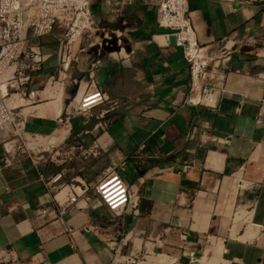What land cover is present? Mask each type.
Returning a JSON list of instances; mask_svg holds the SVG:
<instances>
[{
  "label": "crops",
  "instance_id": "1",
  "mask_svg": "<svg viewBox=\"0 0 264 264\" xmlns=\"http://www.w3.org/2000/svg\"><path fill=\"white\" fill-rule=\"evenodd\" d=\"M157 1L90 0L95 24L107 33L116 30L130 52L125 60L97 56L96 88L129 104L102 118L98 107L90 117L57 121L96 56L89 40L77 50L74 44L65 78L55 82L59 101L45 83L57 73L59 36L30 39L43 61L30 75L29 96L19 102L24 131L38 136L32 145L58 147L66 158L46 162L24 150L6 154L0 133V252L10 251L17 264H128L123 258L130 255L140 258L134 264H157L160 256L167 264H264V0L243 9L238 0L188 3L200 45L212 46L232 32L253 41L231 55L214 110L182 103L187 73L181 50L152 38L166 32L155 24ZM119 4L121 10L115 9ZM89 158H99L104 168L124 162L119 174L135 194V209L114 216L90 189L88 199L61 216L54 209L35 216L50 204L49 188L37 174L83 180L73 170ZM111 242L119 245L117 257ZM153 251H172L175 258ZM188 254L197 261L189 263Z\"/></svg>",
  "mask_w": 264,
  "mask_h": 264
},
{
  "label": "built area",
  "instance_id": "2",
  "mask_svg": "<svg viewBox=\"0 0 264 264\" xmlns=\"http://www.w3.org/2000/svg\"><path fill=\"white\" fill-rule=\"evenodd\" d=\"M190 1L158 0L155 24L166 32L152 38L160 47L172 44L181 50L187 73V91L182 103L189 106L201 105L214 110L217 97L225 92L224 80L230 69L231 55L244 46L251 45L253 41L249 37L238 40L232 32L212 46L200 45L188 17ZM254 1L262 0H238V7L243 9ZM89 5L90 0H0V133L4 134L5 140L11 135L19 140L38 137L24 131L25 117L19 103L29 96L26 85L30 75L40 69L43 61L39 49L27 42L53 32L59 36L56 53L58 69L55 78L51 76L49 81L60 82L65 78L75 52L70 50L74 39L77 40L75 50L79 48V42L86 39L89 40L87 43L89 46L96 48V56L88 65L85 81L77 82L78 86H82L81 91L64 105L57 121L67 124L70 116L90 117L98 107L102 108L99 118L113 108H129L126 101L108 98L94 84L92 75L98 62L97 56L102 53L111 58L125 60L130 52L124 48L121 35L116 30L107 33L95 24ZM121 7L122 4H119L115 9L121 10ZM254 56L260 57V52H254ZM255 75L260 76L258 73ZM2 147L6 154L20 148L17 146L8 152L5 143H2ZM47 150L49 151L46 153L45 150L44 157L46 160L66 158V154L58 147L52 146ZM7 161L8 159H5L4 163ZM123 168V161L109 165L91 186L80 179L64 181L60 173L53 175L38 173L37 178L49 188L50 204L36 210L35 216L47 215L52 209L61 216L70 205L76 206L79 200L88 199L86 193L90 189L114 216H119L127 208L134 210L135 194L128 189L119 174ZM241 184L242 181L239 179L240 188ZM178 239L184 242L185 232H180ZM108 247L117 257L119 245L111 242ZM4 252L11 260L15 259L10 251ZM123 260L128 264H134L138 258L130 255ZM196 261V257L188 254L189 263Z\"/></svg>",
  "mask_w": 264,
  "mask_h": 264
},
{
  "label": "rangeland",
  "instance_id": "3",
  "mask_svg": "<svg viewBox=\"0 0 264 264\" xmlns=\"http://www.w3.org/2000/svg\"><path fill=\"white\" fill-rule=\"evenodd\" d=\"M56 33V32H55ZM30 41L31 40H29L27 43H30ZM82 44L84 45V44H86V41L84 40H81L80 42H79V46H82ZM54 82H56V80H54V81H49V82H45V83H54ZM17 137L16 136H14V135H11V136H9L8 137V139H6V140H3L2 141V143H7V145L8 144H12L13 143V145L15 146V148L17 147V146H19L20 148L19 149H17V151L18 150H24V151H26L27 153H29L30 154V157L34 160V161H37V158L38 157H40V156H42V158H44V154H46V153H48V151L49 150H47V149H45L44 147H37V146H34V145H32L31 143H32V141H34V140H37V137L36 138H26V139H24V140H19V139H17ZM9 142V143H8ZM11 142V143H10ZM41 150H46V153H44V151H43V153L42 152H40ZM17 151H13V152H11V153H14V152H17ZM40 152V153H39ZM10 153V154H11ZM46 159V158H45ZM42 160H44V159H42ZM84 161H86V160H83V162L81 163L80 161H78V165H82V168L78 171H76V168L73 170V172H78L79 174H84L83 176H82V179L86 182V181H88V180H96L100 175H101V173L103 172V170L105 169L104 168V164H103V161L102 160H99V158L97 159V158H94V159H92V158H89V161H88V163H86V162H84ZM46 162H48V160L46 161ZM97 173H100L97 177H96V175H97ZM85 178V179H84ZM176 248V246L174 247V249ZM172 251H169V252H166V253H162V252H160V251H153V253L154 254H164V255H166V256H169V257H174L172 254H175V252H172ZM138 257H140V256H138ZM159 259L158 260H160L159 261V263H157V264H163L162 262H161V260H164V261H166V259L164 258V257H158ZM175 258V257H174ZM138 259H140V258H138ZM140 261V260H139ZM171 261V260H170ZM167 262V261H166ZM178 264H181V262L178 260V261H176ZM0 264H17V262H16V260L14 259V260H11L8 256H7V254L3 251V252H0Z\"/></svg>",
  "mask_w": 264,
  "mask_h": 264
},
{
  "label": "bare ground",
  "instance_id": "4",
  "mask_svg": "<svg viewBox=\"0 0 264 264\" xmlns=\"http://www.w3.org/2000/svg\"><path fill=\"white\" fill-rule=\"evenodd\" d=\"M74 44H77V40L76 39H74V41H73V43L71 44V47H70V50H71V52H74L75 50H74ZM57 86V84L56 83H54V85H52L51 86V83L49 84V86H48V91L49 92H51L52 94H53V96H55L57 99H59V101H60V92L62 91L61 90V88L60 87H56ZM27 111V110H26ZM23 114V113H22ZM9 143V142H8ZM11 143V142H10ZM50 147H52V146H50ZM50 147H48V148H50ZM5 148H6V150L8 151V152H10L11 150H14V148H15V146L13 145V143L12 144H8L7 145V143H5ZM47 148V149H48ZM155 262V261H154ZM170 262L171 261H169L168 262V264H170ZM156 264V263H155ZM164 264H167V262L166 263H164Z\"/></svg>",
  "mask_w": 264,
  "mask_h": 264
},
{
  "label": "trees",
  "instance_id": "5",
  "mask_svg": "<svg viewBox=\"0 0 264 264\" xmlns=\"http://www.w3.org/2000/svg\"><path fill=\"white\" fill-rule=\"evenodd\" d=\"M104 48L101 49V52H103Z\"/></svg>",
  "mask_w": 264,
  "mask_h": 264
}]
</instances>
